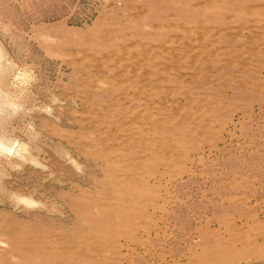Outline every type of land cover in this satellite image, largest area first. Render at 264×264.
Wrapping results in <instances>:
<instances>
[{
    "label": "rangeland",
    "instance_id": "1",
    "mask_svg": "<svg viewBox=\"0 0 264 264\" xmlns=\"http://www.w3.org/2000/svg\"><path fill=\"white\" fill-rule=\"evenodd\" d=\"M0 52V264H264V0H0Z\"/></svg>",
    "mask_w": 264,
    "mask_h": 264
},
{
    "label": "bare ground",
    "instance_id": "2",
    "mask_svg": "<svg viewBox=\"0 0 264 264\" xmlns=\"http://www.w3.org/2000/svg\"><path fill=\"white\" fill-rule=\"evenodd\" d=\"M0 57H1V52H0ZM12 146L7 145V144H3V142L0 141V149L1 148H6V149H10ZM28 201H34L32 199H28Z\"/></svg>",
    "mask_w": 264,
    "mask_h": 264
}]
</instances>
